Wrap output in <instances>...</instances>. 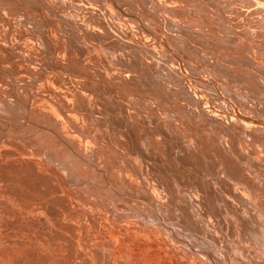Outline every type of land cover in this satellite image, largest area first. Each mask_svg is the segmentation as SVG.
Here are the masks:
<instances>
[{"label":"bare ground","instance_id":"1","mask_svg":"<svg viewBox=\"0 0 264 264\" xmlns=\"http://www.w3.org/2000/svg\"><path fill=\"white\" fill-rule=\"evenodd\" d=\"M6 1L3 3L8 4V0ZM24 1L27 4V1ZM57 1L72 12L66 13L64 9L62 13L52 10L49 7L52 4L49 3L59 5ZM42 2L46 3L45 9L40 7L42 4L38 5L39 2L36 4L43 11L35 10L34 15L28 16L24 13L22 16L32 20L24 24L27 27L22 26L21 17L19 22H16V29L22 30L26 36L15 38V54L10 52L12 48L9 45H3V37L0 38V47L4 48L0 51V159H5L6 155L12 157V160L0 163V166L7 170L6 176H12V182L18 185L30 187V183L37 181L47 184L48 193L51 195L61 194L66 197V202H76V197L83 213L74 217L77 219L75 229L87 231L96 225H102L107 227L108 237L112 238L119 232L122 238L118 243L116 240V244H100L97 233H87V239L81 237V242L74 245V234L70 235V232L61 226L64 217L69 214L65 206L67 203L63 207L65 212L60 208L51 211L47 208L49 205L44 202L41 204L45 205V209L32 212L28 207H33L34 199L29 194L26 198L31 199L23 201L25 208L21 211L16 204L20 200L13 196L16 191H13V195L10 193L14 187L7 186L4 191L9 192L7 198L11 202L7 210L13 217L6 218L4 211H0V264H162V260L167 264H264V165L247 153L245 145L248 141L254 145L253 150L262 149L263 144L258 143H263V139L258 138L262 141L257 142L258 139L251 138L256 130L252 129L251 137L249 132L241 134L237 131L235 122L229 119L223 126L226 132L222 131L223 136H218L216 128L224 120L216 117L212 120L206 116L212 108L206 100L209 94L207 93L205 98V89L203 92L190 86L188 76L191 73L188 74V71L192 69L186 68L189 62L184 66L177 58L172 61L171 58L176 57V53L169 58L158 44L146 47L151 39L147 34H143L146 42L143 44L141 33L134 29L133 25L123 27L119 22L118 27L126 38L123 44L131 46L135 42L139 47H145L148 52L114 56L112 49L103 46L95 48L90 43L89 33H103L101 21L94 23V26L93 23L89 24L82 8L80 15L85 16L84 21L77 24L71 17V14L75 15L77 12L71 6L77 7L78 4L65 0ZM155 2L157 7L159 1ZM0 3L3 4L1 0ZM22 7L18 6L19 10ZM108 10L115 15L111 6ZM46 15L50 17L48 27L44 20ZM7 19V22L10 21ZM61 19L69 20L78 29L82 39L81 45L76 47L79 46V51L97 62L96 65L103 68L102 71H97L96 75L91 74L94 71L81 73V69L85 68H82L83 57L80 53L78 57L63 56L60 45H63L64 50L69 49V41L74 40L73 35L78 36V33H74L75 28L71 26L74 28L73 34L70 27V33L66 34L62 29L64 25L61 27L60 24H55ZM140 31L144 32L142 26ZM103 37L106 38L105 35ZM73 46L75 47V44ZM185 55L187 57V54ZM199 57L196 61L201 63L202 57ZM145 58L150 59L152 63L158 59L156 64L163 74L154 76L152 70H155V66L147 64ZM196 61L191 62V65L196 64ZM14 62L16 64L11 65ZM38 62L41 63V68L32 67L31 64ZM167 66L173 68L172 72L166 71ZM215 66L213 67L217 69ZM78 68L81 72L76 71ZM173 71L177 72L178 76ZM84 72H87V69ZM40 73L41 78L57 74L63 80L71 77L73 73L74 76H79L80 79L75 82H79L81 86L87 82L83 91L98 95L106 104L100 99L97 105L104 106L113 117L118 115L115 123L123 135V140L113 137V130L108 133L102 129L103 123L97 125L103 132L96 131L92 126L93 122L86 123V116L79 113L84 110L86 113L93 112V115L99 114L102 108L99 111L88 108L82 92H73L70 95L72 100H68V91L61 89V85H58L59 88L52 85L49 79L51 86L45 84L41 87L42 84L37 81L41 79L38 77ZM218 73L220 74V71ZM134 78H140L138 86L142 88L132 85ZM163 78H166V81L161 83L160 79ZM113 79L121 81L125 86L119 88L116 82V91L120 96H114L113 93L114 100L111 98V101H116L110 103L107 96L112 93L108 89L112 88ZM152 79L156 82H152ZM205 85L207 88L210 86ZM178 88L187 90L191 102L180 96ZM42 89L47 90V94H44ZM122 93L125 99L132 98L134 94L146 96L157 93V98L153 96L157 101L153 107H149L139 97V100L135 98V101L124 100ZM49 94H53V97ZM173 94H177L180 100ZM181 98L186 101L185 104ZM181 111L183 114H179ZM200 113L205 115L201 116ZM248 114L250 115V111ZM79 117L83 122L77 120ZM148 118L153 120L154 131H150L147 140H144L146 142L141 144L140 139L144 134L141 126L148 122ZM24 123L27 128L25 126L22 130L20 127ZM104 123L107 125V122ZM201 129H205L204 132H201ZM262 131L264 132L263 129ZM132 135L138 137V147L133 149L134 153H129L123 149V145L130 141ZM213 135L221 138L222 148L217 145ZM248 171L253 177L246 174ZM41 172L51 178L43 177ZM9 179L11 180V177ZM6 182L11 183L7 180ZM71 187L77 189H74L77 192L79 189V193L71 195L74 192ZM45 188L47 189V186ZM37 189L39 191L41 188ZM88 199L90 205L87 207L85 204ZM112 212H119L123 216H115ZM80 220L83 223H79ZM132 239L137 241L134 246L138 251L142 247H153L150 242L153 240L156 246H160L166 253L158 255L153 250L146 254L138 253V259H132V262H128V259L119 261L122 258L119 256L129 252L126 245Z\"/></svg>","mask_w":264,"mask_h":264},{"label":"rangeland","instance_id":"2","mask_svg":"<svg viewBox=\"0 0 264 264\" xmlns=\"http://www.w3.org/2000/svg\"><path fill=\"white\" fill-rule=\"evenodd\" d=\"M2 1V3L3 2H5L4 0H1ZM12 1V0H8V4H6V3H3L2 5H1V3H0V29H2V30H0L1 32H0V38H2L3 40H2V42H3V45H6V46H10V48H12V49H10V52L12 53V54H15L17 51H16V49L14 48V47H16L17 46V42H16V39L15 38H23V37H25L26 36V34L25 33H23L22 32V30H19L18 28L16 29V22H19V19H20V17H21V19H20V21H22V26H25L24 24H28V22L29 21H31L32 22V20H30V18L28 19V18H24V17H22L23 15H24V13L26 14V15H28V16H30V15H34L35 14V10L37 11L38 10V12H40V10L41 11H43V9H45L44 7H46V3L44 2H42V1H39V0H36L35 2L37 3V2H39V4L38 5H40V4H42V5H40V7H42L43 9H41V8H39V7H37V4L36 3H34V0H26L27 1V4L25 3V1L23 2V0H15V1H12L11 3H15L14 5L13 4H11L10 2ZM20 1H22V3L20 2ZM64 1V0H63ZM66 1V0H65ZM155 1H158V0H153V3H154V7H155ZM202 1H206V4L208 5V7H210V3H208L207 2V0H192V2L193 3H195V2H202ZM214 1V0H213ZM7 2V1H6ZM30 2H32V4H29ZM40 2H42V3H40ZM47 2V1H46ZM66 2H69V1H66ZM218 2L221 4V7H222V9L223 10H229V12H230V18H229V20H232V18L234 19V21H236V22H238V23H240V24H244L246 27V29L247 30H249V40L248 41H246V40H244V42L245 43H247V45L246 44H238L235 48L237 49V52L236 53H233V54H231L230 53V51L229 52H227V51H225V50H219L218 49V51H217V49H215V51H212L213 53H206L207 51H206V49H208L209 48V45H207V43H206V40H204V41H201L202 39H204L203 38V36H197L198 37V40H195L196 41V44L199 46V49H198V51H197V54H199V56H201L202 57V61L204 62H202L201 61V63L199 62H197L196 60H197V58H198V56L197 57H195L196 59H195V61H196V64H199L198 66H196V64L195 63H192V65H193V68L195 69L196 67V69L198 70L199 68H200V66H201V64H202V66H203V72H201L202 73V75L200 76V78L201 79H199V78H193L192 77V72L191 71H193L194 69L192 68V65H191V63L189 62L188 63V61H187V63L190 65H188L187 63H186V61L185 60H192V58H194L193 57V55L192 54H189V53H187V51L186 52H178V53H176L175 54V56L176 57H172V56H169L168 55V57L170 58V57H172L173 58V60H172V58H171V60L172 61H174V59L175 58H177L178 59V61L179 62H181V64H183L184 66H185V64H187L186 65V68L189 70L190 68L192 69V70H187L188 71V74L189 73H191V74H189V83H190V86L192 87V88H194V89H200L201 91H203L204 89V91H205V93H203L204 94V96H205V98L208 96V94H209V96L206 98V100H207V102H208V105L210 106V107H212L211 108V111H210V113H209V115L207 114L206 116H208V117H210L212 120L213 119H215L214 117H216L217 119H221V120H227V121H222L220 124H218V127L216 128V133L218 134V136H223V133H222V131H225V129H224V127L223 126H225V124L227 123V122H229L230 120H232V121H234L235 122V125H236V127H237V131H239V133H241V134H244L245 135V133H250V137H251V135H252V132H253V130H256V131H254L253 133H255V134H253V136L251 137L252 139H258V138H262L263 139V141H262V139H258L257 140V142H260V141H262L263 143H258L259 145H262L261 146V150H257V149H255V150H253L254 149V145L253 144H251L250 142H248V141H246V146H247V148H246V150L248 151L247 153L249 154V155H251V157H256L258 160H259V162L260 163H263V165H264V132L262 131V129L264 130V85H262V84H264V0H218ZM49 3V2H48ZM57 4H59V5H54L53 3H49V4H52V5H49V7L52 9V10H58V11H60L61 13H62V10L63 11H65L66 13L67 12H69V13H71L72 11L71 10H69L67 7H65L64 8V5H62L59 1H57L56 2ZM6 4V5H5ZM18 4V5H17ZM24 4V5H23ZM36 4V5H35ZM44 4V5H43ZM78 3H76V5H77ZM13 5V6H12ZM25 5H27V6H25ZM198 5H200L199 3H198ZM18 6H20V7H22V6H24V7H26L25 9H26V11H25V9L22 7L20 10H19V8H18ZM35 7V8H33V7ZM62 6V8H60V7ZM68 6V5H67ZM79 6V7H78ZM174 6H176V5H174ZM72 7V9L73 10H75L76 12H77V14H71V17H72V19H73V21L75 22V23H77V24H79V23H81V22H83L84 21V17L85 16H81L80 14H81V12H82V6L81 5H77V7L76 6H71ZM70 7V8H71ZM15 8V9H14ZM18 8V9H17ZM37 8V9H36ZM14 9V10H13ZM17 9V10H16ZM22 9H24V12H23V10ZM32 9V10H31ZM68 9V10H67ZM20 12H19V11ZM200 10H201V8H200ZM8 11H10L9 13H8ZM13 11V12H12ZM48 11V10H47ZM202 11V10H201ZM216 11L219 13V10L218 9H216ZM4 12V13H3ZM15 12V13H14ZM19 12V13H18ZM30 12V13H29ZM203 12H211L209 9H207V11H203ZM7 13V14H6ZM18 13V14H17ZM31 13H33V14H31ZM37 13V12H36ZM49 13V12H48ZM10 14V15H9ZM15 14H16V16H15ZM20 14H22V15H20ZM45 14V13H44ZM3 15H4V17H3ZM14 17H13V16ZM18 15H19V17H18ZM37 15V14H36ZM41 14L39 13L38 14V16H40ZM49 16H50V14H48ZM11 18H10V17ZM47 16V15H46ZM49 16H47V18L45 17V19L44 20H46V19H50V17ZM222 17L224 16L223 14L221 15ZM6 17H8V19L6 18ZM69 17H70V15H69ZM76 18V19H75ZM6 19L7 20H10V21H6ZM15 20V22H13L14 20ZM17 19H18V21H17ZM26 20V21H25ZM64 20V19H63ZM116 20V19H115ZM60 22H55V24H60L61 25V27L63 26V30H64V32H66V34H68V33H70L71 31V33L73 34V32L74 33H78V29H76L75 28V26L74 25H72L73 23H71L69 20H64V21H62V19L61 20H59ZM70 24H68V23ZM11 23V24H10ZM14 23H15V25H14ZM63 23V24H62ZM65 23V24H64ZM121 23V22H120ZM68 24V25H67ZM89 24H91L92 25V22L91 23H89ZM117 24H119V22H117ZM11 25H13V26H11ZM120 25H124V24H120ZM57 26V25H56ZM67 26V27H66ZM71 26H74V28L73 27H71ZM93 26H94V23H93ZM126 25H124L123 27H125ZM12 27H13V29H12ZM25 27H27V26H25ZM67 29H66V28ZM69 27H70V32H68V30H69ZM122 27V28H123ZM15 28V29H14ZM12 29V30H11ZM24 29V28H23ZM27 29V28H26ZM65 29H66V31H65ZM73 29H74V31H73ZM101 29V28H100ZM8 33H6V32ZM4 33H6V34H4ZM56 33V32H55ZM76 33V34H77ZM176 33L178 34V33H180V34H182L181 32H178V31H176ZM57 34V33H56ZM65 34V33H64ZM81 34V33H80ZM5 35V36H4ZM63 35V34H62ZM74 37H72V39H74V40H70L69 41V49L67 48V49H65L64 50V47H62L63 45L61 44L60 45V47L62 48V51H63V56L64 57H67V58H69V57H73V56H76V57H78V55H79V53H80V56L82 55V60H83V65H82V68L84 67L85 69H87V72H84V70L85 69H81V70H83L82 72H81V70H79V68L76 70L77 72H81V73H90L91 71H94V72H91V74H95L96 75V72L97 71H102L103 70V68H101L100 66H97L96 64H97V62H95L94 60H91V59H89V57L87 56L86 57V55L85 54H83L81 51H79L78 50V48H79V46L81 45V43H80V39H82V37H81V35H79V33H78V36H76L75 34L73 35ZM148 36V35H147ZM81 37V38H80ZM179 37H181V42H183L184 40L186 41V39L187 40H189V36H188V34H185V33H183L181 36H179ZM79 38V39H78ZM202 38V39H201ZM78 40V41H77ZM90 40V39H89ZM143 40V42H145L144 41V39H142ZM76 43H75V42ZM82 41V40H81ZM220 41H221V44H224V45H221V46H217V45H215L216 47H222V48H226L227 50H230L231 48H229V47H227V45L231 42V40L229 41V37H226V36H224V35H222L221 36V39H220ZM16 42V43H15ZM74 42V43H73ZM86 42V41H85ZM91 42H93V40H90V43ZM149 42V44L146 46V47H148L149 45L151 46V45H155V44H157L156 42H155V40L154 41H148ZM147 42V43H148ZM72 43V44H71ZM84 43V42H83ZM135 43V42H134ZM146 43V42H145ZM151 43H153V44H151ZM75 44V47L73 46ZM76 45H79V46H77L76 47ZM86 45V44H85ZM242 46V47H241ZM72 47V48H71ZM65 48H66V46H65ZM77 48V49H76ZM251 48V49H250ZM3 49L4 48H2V47H0V51L2 50L3 51ZM73 49V50H72ZM72 50V51H71ZM77 51V52H75V51ZM150 50V49H149ZM40 50H38V52H39ZM74 51V52H73ZM251 51V52H250ZM218 52L219 53H222L221 55H218ZM203 53V54H202ZM185 54H187V57H186V55ZM84 55V56H83ZM189 55H190V57H189ZM192 55V56H191ZM203 55V56H202ZM230 55H232V57L230 56ZM206 56V57H205ZM224 56V57H223ZM15 58V57H14ZM180 58H182L183 60L182 61H180ZM200 58V57H199ZM209 58V59H208ZM211 58V59H210ZM19 59V58H18ZM87 59V60H86ZM205 61H204V60ZM206 59H208L207 61H206ZM90 61V62H89ZM194 61V62H195ZM145 62L147 63V64H150L152 67H154L155 66V63L153 62H151L150 61V59H147V58H145ZM211 62V63H210ZM65 63H67V62H65ZM95 64V65H93V64ZM213 63V64H212ZM14 64H16L15 62L14 63H12L11 65H14ZM34 64V63H33ZM33 64H31L32 65V67H34L35 66V68L36 69H39V68H41L42 66H41V63H35V65H33ZM38 64H39V66H38ZM257 64V65H256ZM156 65H158V64H156ZM214 65H216L217 66V69L216 68H214L213 66ZM87 66V67H86ZM90 66V67H89ZM207 68H206V67ZM215 66V67H216ZM228 66V67H227ZM39 67V68H38ZM70 67V66H69ZM68 67V68H69ZM94 67V68H93ZM96 67H98V68H96ZM140 68V67H139ZM213 68L215 69V71H213ZM223 68L224 69H226V70H223ZM29 69V68H28ZM70 69V68H69ZM95 69V70H94ZM99 69V70H98ZM196 69L193 71V72H196ZM59 70H61V69H59ZM172 70H173V68L172 67H170V66H167L166 67V71L167 72H172ZM38 71V70H37ZM58 71V70H57ZM208 71H210V72H207ZM220 71V74L218 73ZM0 72H2V70H1V68H0ZM64 72H67L66 70H64ZM215 72V73H214ZM137 73H138V71H137ZM141 73V72H140ZM173 73L174 74H176L177 76H178V73L177 72H175V71H173ZM214 73V74H213ZM72 74V76L71 77H69V78H65V80H63V79H60V77L56 74V75H51V77H49V78H47V76H45V77H40V75H42L41 73L40 74H38L39 76V78H41L40 79V81H39V79L37 80V78H36V80L38 81V83H40V85L42 84V86L41 87H43L45 84H47L46 86H48V87H50L51 86V83H52V85H57V87L59 88V86L58 85H61L62 87H61V89H64L67 93H68V95H66V96H68V100H72L71 99V97H70V95L71 94H73V92H82V94H84L85 95V97L86 98H84L85 100H84V102H85V104L86 105H88V108H92V109H98L97 111H99L101 108V112H103V113H101V112H99V114L98 113H95L94 115H93V112H91V111H87V113H86V111H84V110H82V111H80L79 113H81L86 119L84 120L85 122H86V120H87V122L86 123H92V126H94V128H95V130L96 131H98L99 130V132L100 131H102V130H100V128L97 126L98 124H102V129H104V130H106L108 133L111 131V130H113L114 131V134H113V137H115L116 139H120V140H123L122 138V136L123 135H121V132L118 130V126H117V124L115 123V121H116V118L118 117V115L116 116V117H113V116H111V114H110V112H109V110H107L104 106L102 107V106H100V104L99 105H97L98 103H97V101H99L100 102V99H101V102H104V104H106L105 103V101L104 100H102V98H100L98 95H94L93 94V92H91V93H86L85 91H83V89L84 88H86L87 87V82H85V83H82V86L80 85V83L79 82H75V80L76 81H78L77 79H80L79 78V76H77V74H75L76 76H74L73 75V73H71ZM91 74H89V75H91ZM197 74H198V72H197ZM210 75L211 74V76H209L208 77V75ZM217 74H218V76H217ZM257 74V75H256ZM214 75V76H213ZM215 75H216V77H215ZM75 77V78H74ZM139 77V76H138ZM191 77H192V80H194V81H191L190 79H191ZM214 77V78H213ZM229 77V78H228ZM243 77V78H242ZM52 78V79H51ZM56 78H57V80H56ZM72 78V79H71ZM136 78V77H135ZM134 78V81L132 80V85H134V87L136 86V87H140V86H138L139 84V81H140V78H137V79H135ZM219 78V79H218ZM226 80H225V79ZM50 80V82H49V80ZM214 79V80H213ZM217 79H218V81H217ZM48 80V81H47ZM60 80H61V82H63V83H61L60 82ZM63 80V81H62ZM67 80V81H66ZM72 80V81H71ZM195 80H198V81H196L195 82ZM204 80H206V81H204ZM209 81H211V82H209ZM47 82V83H46ZM59 83V84H57V83ZM74 82V83H73ZM116 82H117V87L119 86V88H124V84L121 82V81H118L117 79H113V81H112V88H110V89H108V90H110V92H112L111 94H109V96H107V101L108 102H110V103H114L115 101H111L112 99L114 100V96L116 95H119L120 96V94L118 93V91H116L117 89H116ZM136 82V83H135ZM152 82H156L155 81V79H152ZM192 82V83H191ZM218 82H220V83H218ZM262 82V83H261ZM48 83H49V85H48ZM69 83V84H68ZM72 83V84H71ZM121 83V84H120ZM147 83H148V81H147ZM158 83V82H157ZM197 83H198V85H202V84H204L203 86H198L197 85ZM150 84H152V83H150ZM205 84H210V86L208 85V88L206 87V85ZM71 85V86H70ZM121 85H123V86H121ZM73 86V87H72ZM150 86V85H149ZM148 86V87H149ZM212 86H213V88L217 91V93H216V91L212 88ZM40 87V88H41ZM80 87V88H79ZM204 87V88H203ZM140 88H142V87H140ZM38 90V89H37ZM43 90V89H42ZM139 90V89H138ZM114 91V92H113ZM140 91V90H139ZM138 91V92H139ZM146 91V90H145ZM203 91V92H204ZM210 91H213L214 93H216V95H214V93L213 92H210ZM43 92H44V94H47V90L46 91H44L43 90ZM140 92H142V90L140 91ZM182 92H183V94H182ZM187 90H183V89H181V88H178V93L180 94V96L183 98V99H186L188 102H191V100H190V98H189V95H187ZM113 93H115L114 94V96H113ZM118 93V94H117ZM185 93V94H184ZM208 93V94H207ZM211 93V94H210ZM87 94V95H86ZM142 94V93H141ZM143 94H144V91H143ZM207 94V95H206ZM213 94V95H212ZM217 94H219V95H217ZM90 95V96H89ZM92 95V96H91ZM121 95H123V98H124V100H130V99H135L136 98V100H139V98L142 100V102H144L145 104H147V106H149V107H153L155 104H156V101H157V93H155V94H149V95H146V96H142V95H140V96H138V95H136V94H134V96L132 97V98H129V99H125V97H124V94L122 93ZM151 95V96H150ZM174 95V94H173ZM49 96H51V98L53 97V94H49ZM156 97L155 99H154V97ZM214 98H216L217 100H218V98L220 99V100H218V102H217V100L216 99H214L215 100V102L217 103H215L214 102V100L212 99L213 97ZM252 96H253V98H252ZM89 97V98H88ZM139 97V98H138ZM151 97V98H150ZM174 97H175V95H174ZM210 97V98H209ZM90 98H92V99H90ZM95 98V99H94ZM112 98V99H111ZM144 98V99H143ZM150 98V99H149ZM163 98L165 99V97L163 96ZM232 98V99H231ZM43 99H45V98H43ZM42 99V100H43ZM76 99L77 100H79V98L78 97H76ZM149 99V100H148ZM230 99V100H229ZM91 100V101H90ZM140 100V101H141ZM166 100V99H165ZM135 101V100H134ZM153 101V102H152ZM167 101V100H166ZM232 101H233V103H232ZM94 102V103H93ZM96 102V103H95ZM155 102V103H154ZM226 102V103H225ZM215 103V104H214ZM225 103V104H224ZM236 103V104H235ZM92 104H93V107H92ZM150 104V105H149ZM196 104V103H195ZM214 104V105H213ZM221 104V105H220ZM231 104V105H230ZM219 105V107H217ZM229 105V106H228ZM231 106V107H230ZM215 107V108H214ZM230 107V108H229ZM238 107V108H237ZM241 109H240V108ZM220 108V109H219ZM222 108V109H221ZM231 108H234V110L233 109H231ZM243 108V109H242ZM216 111H215V110ZM238 109H240V110H238ZM245 109V110H244ZM103 110V111H102ZM222 110H223V112H222ZM225 110H227V111H225ZM231 110H233V111H231ZM244 110V111H243ZM227 112V113H225V112ZM242 111V112H241ZM249 111H250V115L248 114L247 115V113H249ZM85 112V113H84ZM232 112H234L233 114H232ZM244 112V113H243ZM243 113V114H242ZM84 114H88V115H84ZM92 114V115H91ZM97 114V115H96ZM101 114H102V116H101ZM179 114H183L182 113V111L179 113ZM238 114V115H237ZM241 114V115H240ZM98 116V117H96V116ZM114 115V114H113ZM200 115L202 116V115H205V114H202V113H200ZM230 115H231V117H230ZM213 116V117H212ZM229 116V117H228ZM262 116V117H261ZM80 117H81V115H80ZM80 117L77 119V120H79L80 119ZM253 117V118H252ZM89 118V119H88ZM99 118V119H98ZM226 118V119H225ZM228 118V119H227ZM262 118V119H261ZM104 121H103V120ZM230 119V120H229ZM88 120H89V122H88ZM147 120H148V122H147ZM146 120V122L147 123H144L142 126H141V129L143 130V136L141 137V139H140V143L142 144V143H144V142H146V141H144V140H147L146 138L148 137L147 135H149V132L150 131H154V130H152L153 129V120H151L150 118H148ZM79 121H82L81 119L79 120ZM100 121V122H99ZM102 121V122H101ZM241 121V122H240ZM83 122V121H82ZM104 122H107V125H105L106 123H104ZM240 123V124H239ZM25 124V123H24ZM22 125L20 128L23 130L24 129V127L26 126V128H27V125L25 124V125ZM105 125V126H104ZM111 125V126H110ZM246 125V126H245ZM113 126V127H112ZM241 126V127H240ZM244 126H245V128H244ZM106 127V128H105ZM115 127V128H114ZM145 127H146V130H145ZM208 127V126H207ZM97 128V129H96ZM242 128H244V129H242ZM247 128H249V129H247ZM115 129V130H114ZM149 131H148V130ZM251 129V130H250ZM253 129V130H252ZM204 130L205 129H201V132H204ZM247 130H249V131H247ZM245 131V132H244ZM247 131V132H246ZM103 132V131H102ZM101 132V133H102ZM112 132V131H111ZM146 132H147V134H146ZM226 132V131H225ZM209 133V132H208ZM206 134V133H205ZM29 136H31V135H29ZM214 137V139L217 141V145H219V147H221L220 146V140H221V138H219V137H216L215 135H213ZM257 138H256V137ZM136 135H132V138L130 139V141L129 142H127V144L126 145H123V149L125 150V151H127V152H133L134 153V150L133 149H135V148H137L138 147V144H137V141H138V137H136ZM144 137V138H143ZM252 139H250V141L252 140ZM260 140V141H259ZM219 142V143H218ZM227 143L229 144L230 142H229V139L227 138ZM124 144V143H123ZM145 144H147V143H145ZM227 144V145H228ZM224 145V144H223ZM230 145V144H229ZM228 145V146H229ZM226 146V145H225ZM252 146V147H251ZM230 147V146H229ZM222 148V147H221ZM251 149V151H249V149ZM257 150V151H256ZM5 159H6V161H5ZM5 159H0V163H5V162H8V160L10 159V160H12V157L11 156H9V155H6L5 156ZM261 160V161H260ZM263 160V161H262ZM30 163H33V162H30ZM0 173H1V176L2 177H0V211H4V213H5V215L4 216H6V218H10V217H13L12 215H11V213H9V211L7 210L8 208V205H10V201H9V199L7 198V196H8V193L9 192H6V191H4V189L5 188H7V186H13L14 187V189H11L10 190V193H11V195H13V193L15 192V195H13V196H15V198L17 199H19L20 201H17L16 202V204H17V206H18V208H19V210H21V211H23V208H25L24 206L25 205H23V201L25 200H27V201H29L28 199L30 198H26V196H29V194H30V196H32L33 197V203H34V205H33V207H28V209L30 210V211H35V212H37V211H41V209H45V205L44 204H46V205H49L47 208L48 209H51V211L53 210V211H55L56 210V208H60V209H62L63 211H64V209H63V207H64V205L67 207V213H69L67 216H65L64 218H65V220H64V222L63 223H61L62 225V227L70 234V235H73L74 234V237H73V241H72V243L74 242V245H78V244H76V243H79V242H81V237H84V238H86L88 235H87V233H89V234H92V233H94V234H96L97 233V235H98V242L100 243V244H107L108 242H111V243H113V244H116V242L118 243L119 241H120V239L122 238L121 237V234L119 233V232H117L116 233V235L115 236H113L112 238H110V237H108V235L106 234V232L108 231L106 228V226H102L101 225V227H100V225H96L93 229H88L87 231H85L84 229L83 230H79L78 228H74V224H75V222L77 221V219H75L74 217L75 216H80V215H82V210H81V207H80V203L76 200V197H75V201L76 202H73V200H71V201H69V200H67V202H66V197H64V196H62L61 194H59V195H56V194H53L52 193V195L50 194V193H48L49 191H48V185L47 184H40V183H38L37 181H34V182H32V183H30L29 185H30V187H27L26 185H24V184H20V185H18V184H16L15 182H12V176H10L11 177V180L9 179L10 177H7L6 176V172H7V170H5V168L4 167H2V166H0ZM8 174V173H7ZM246 174H248V175H250L251 177H253V175L248 171V172H246ZM10 175V174H9ZM41 175L43 176V177H46L47 179H50L51 177H50V175H48V174H46L45 172H41ZM72 175V174H71ZM4 176V177H3ZM7 177V178H6ZM66 178V177H65ZM67 179V178H66ZM3 180V181H2ZM6 180L7 181H11V183H13V184H11V183H7L6 182ZM69 181V180H68ZM36 185V186H35ZM71 185H72V183H71ZM42 186V187H41ZM47 186V189L45 188ZM74 186V185H73ZM37 188H41V189H39V191H38V189ZM16 189H19V190H16ZM46 189V190H45ZM71 189H73L72 191H74V187H71ZM75 190H77V189H75ZM14 191V192H13ZM71 191V192H72ZM36 193H37V197H36ZM41 193V194H40ZM74 193V194H73ZM77 193H79V189H78V192L77 191H74V192H72V194L71 195H76ZM34 194V195H33ZM40 194V195H39ZM49 194V195H48ZM17 195V196H16ZM36 197V198H35ZM31 199V198H30ZM37 199V200H36ZM56 201H55V200ZM57 200H60V202H58ZM51 201H53V202H55V204L56 205H54ZM41 202H44V204H41ZM77 203V204H76ZM90 203V201H89V199H88V201H86V206L87 205H90L89 204ZM19 204H20V206H19ZM69 207H68V206ZM84 205V207L86 208V206ZM88 207V206H87ZM8 212V213H7ZM65 212V211H64ZM117 212V211H116ZM113 213L115 216L116 215H119V216H123V215H121V214H119V212L118 213ZM6 213H7V215H6ZM111 213V214H112ZM76 220V221H75ZM83 223V221H79V223ZM17 223H19V222H17ZM71 223V224H70ZM67 225V226H66ZM65 226V227H64ZM71 226V227H70ZM70 228V229H69ZM99 228V229H98ZM101 228V229H100ZM75 232V233H74ZM79 232V234H77ZM106 235V236H105ZM120 235V236H119ZM114 237H116V238H114ZM88 238V237H87ZM86 238V239H87ZM102 239V240H101ZM104 239V240H103ZM117 240V241H116ZM134 240V241H133ZM76 241V242H75ZM116 241V242H115ZM150 242H152L151 244H153L154 246V248L151 246V247H142V249H140V251H138V249H136V247L134 246L136 243H137V241L135 240V239H132V240H130V242L126 245V248L128 249V253L127 254H123L124 256H119V257H122V258H120L119 259V257H118V259H119V261L121 260V261H127L126 259H128V262H132V259H133V261H135V260H137L138 259V253H141V254H146L147 252H153V250H154V253H156L157 252V254L158 255H160L161 253H163V254H161V255H164V253H166L160 246H156V244L154 243V241L153 240H150ZM160 247V248H159ZM157 248V249H156ZM144 249V250H143ZM152 249V250H151ZM125 259V260H124ZM130 260V261H129ZM163 262H162V264H167V262L166 261H164V260H162Z\"/></svg>","mask_w":264,"mask_h":264},{"label":"built area","instance_id":"3","mask_svg":"<svg viewBox=\"0 0 264 264\" xmlns=\"http://www.w3.org/2000/svg\"><path fill=\"white\" fill-rule=\"evenodd\" d=\"M66 1L81 5L90 23L101 21V26L104 29L103 33H95L94 35L89 33V38L93 40L91 43L95 48L103 46L109 50L112 49V55L114 56L123 54H126V56L133 54L139 55V53L148 52L145 47H139L136 43H132L131 46H125L123 42L126 38L119 29L117 22L126 25L125 27L133 25L134 29L141 33V40L143 39V34H147L149 38L153 41L155 40L165 54L169 56H173V53L188 51L189 54L194 55L193 57L198 56L199 58V54H197L199 46L195 41L198 40L197 36H203L207 45H209V48L206 49V53H213L212 51H215V49L218 51L219 49L227 52L230 51V53L232 52L231 54H233L237 52L235 47L238 44L247 45L244 40H249V30L245 28L246 26L234 21L233 18L229 20L231 17L229 10H223L218 0H207V2L210 3V7H208L206 1L193 3L192 0H158L157 7H154L153 0ZM198 3L200 5H198ZM109 6L113 8L115 15L109 12ZM207 9L211 12H203L207 11ZM216 9L219 10V13ZM222 14L224 15L223 17L221 16ZM45 22L48 27V19H46ZM141 26L144 28V32L142 31L143 33L140 31ZM176 31L182 34H188L189 40L186 39V41L184 40L181 42V37L179 36L182 34H177ZM104 35L106 38L103 37ZM222 35L229 37V41L231 40L227 45V47L231 48L230 50L215 46L224 45L221 44L220 41ZM143 44H145V42ZM221 54L222 53L218 52V55ZM195 59L196 58H192V60L186 61L191 63L194 62ZM182 60L183 59L180 58V61ZM155 61L157 62L159 60L157 59ZM156 62L155 70H152L154 76L163 74L161 73V68H158L156 65ZM162 62H164V60H162ZM202 69L203 66L201 65L196 72H192V77L201 79ZM157 71H159V73H157ZM192 77L190 79L191 81H193ZM163 79H160L161 83L166 81V78ZM175 95L180 100V97L177 96V94ZM181 100L185 104L186 101L182 98Z\"/></svg>","mask_w":264,"mask_h":264}]
</instances>
